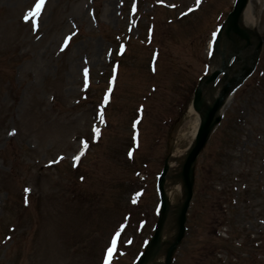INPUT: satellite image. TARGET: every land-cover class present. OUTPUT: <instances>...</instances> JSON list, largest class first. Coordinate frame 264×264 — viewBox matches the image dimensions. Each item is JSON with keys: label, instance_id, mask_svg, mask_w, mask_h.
I'll use <instances>...</instances> for the list:
<instances>
[{"label": "rangeland", "instance_id": "1", "mask_svg": "<svg viewBox=\"0 0 264 264\" xmlns=\"http://www.w3.org/2000/svg\"><path fill=\"white\" fill-rule=\"evenodd\" d=\"M234 1L0 0V264H104L116 233L109 264H134L160 220L166 155L192 145L194 87ZM250 2L243 21L264 37V0ZM257 64L194 162L170 264H264V45ZM183 193L169 189L166 210Z\"/></svg>", "mask_w": 264, "mask_h": 264}, {"label": "water", "instance_id": "2", "mask_svg": "<svg viewBox=\"0 0 264 264\" xmlns=\"http://www.w3.org/2000/svg\"><path fill=\"white\" fill-rule=\"evenodd\" d=\"M247 0H237L233 9L231 10V13L227 16L225 20V24L223 26V29L219 32V36L221 35V32L225 34V37L229 44H231V50L229 53L228 58L225 60V62L222 63L221 69H215L212 71V73L207 76L203 77L201 81L199 82L198 86L195 88L194 97H193V108L194 110L198 111L199 113L203 112L204 107V100H203V91L206 89L208 85H210L218 75L223 73V91L219 95L218 98H216L215 102L213 103V106L208 109L205 116L203 117L202 123L197 131V136L195 140V146L193 147L192 151L189 153V156L183 165V173L182 177L184 179V184L186 188V196L185 201L179 208V214L177 217L178 221V229H177V235L175 237V241L172 242L170 247L166 251V262L165 264H168L171 257V252L175 249L177 242L182 238L184 234V223H185V213L186 209L188 207L190 196L192 193V187H191V180H190V164L194 160L196 153L200 150V148L204 145V140L206 136L208 135L209 126L212 123V119L214 117L216 109L221 105L223 98L228 91L235 90L236 86L240 85L248 74H250L254 67L255 63L257 61V58L259 56V51L262 46V41L264 39L260 38L255 32H251L246 28H242L239 24V18L242 12V8L246 4ZM251 50L250 56L247 54L248 51ZM234 56L233 63H238L240 65V68L235 72L234 77L232 79H228L227 77V71L230 68L229 61ZM216 121L218 118L215 119ZM167 168H164V171L162 173V176L160 177L159 181V189L161 190V196H162V213L163 210L166 207V200L164 199V192L162 189V183H163V176L166 172ZM159 227L155 230V235L153 236V240L151 241V244L154 245L156 243L158 237H159ZM143 258L141 261H139L138 264H142Z\"/></svg>", "mask_w": 264, "mask_h": 264}, {"label": "bare ground", "instance_id": "3", "mask_svg": "<svg viewBox=\"0 0 264 264\" xmlns=\"http://www.w3.org/2000/svg\"><path fill=\"white\" fill-rule=\"evenodd\" d=\"M251 1V0H250ZM248 5L244 8V11L242 12L241 16V25L243 26L246 22H254L253 17L251 16V10L249 9L250 2ZM215 46V53H214V64L212 65L213 68L219 67V65L222 63V61L225 60V58L228 56V43L225 38V35L222 33L221 36L216 40L214 43ZM209 90V89H208ZM216 97V96H214ZM213 97V98H214ZM232 101V95L230 93L227 94L225 97L223 105L219 108V111L217 112V115H221L224 113V107L227 106ZM190 111L191 108H190ZM212 128V126H211ZM196 129V127H195ZM190 149L184 150L182 153H172L171 157L167 160V164L169 167L168 175L166 177L165 181V189H173V188H180L182 187V177H180V171H181V165L183 161L186 158V154L189 152ZM177 214V210L175 209L174 214L173 212L168 211L166 213V216L163 217L162 220V226L160 229V238L157 241L155 246H152V248L148 249V251L145 253L146 258L144 261V264H155V259L157 258L158 254L161 252H164L166 250V246L174 239L175 229L174 227H170L171 219H174ZM157 254V255H156Z\"/></svg>", "mask_w": 264, "mask_h": 264}, {"label": "snow or ice", "instance_id": "4", "mask_svg": "<svg viewBox=\"0 0 264 264\" xmlns=\"http://www.w3.org/2000/svg\"><path fill=\"white\" fill-rule=\"evenodd\" d=\"M199 2H200V0H197V3H199ZM43 3H44V0H38V3L35 5L36 9L38 10ZM189 11H192V9H189ZM34 14L35 13H33L32 10H30L29 13L24 16V19L28 20ZM213 36H215V33H213ZM85 73H87V70H85ZM105 99L107 100V97H105ZM129 156H131V152H129ZM26 191H28V190L26 189ZM118 236H119V233H116V235L113 236V238L111 240V244L107 247L105 258H104V264H109V258L112 256V254L115 250Z\"/></svg>", "mask_w": 264, "mask_h": 264}]
</instances>
